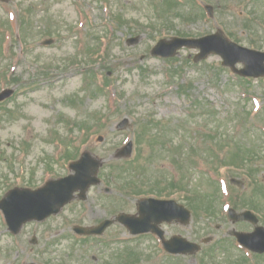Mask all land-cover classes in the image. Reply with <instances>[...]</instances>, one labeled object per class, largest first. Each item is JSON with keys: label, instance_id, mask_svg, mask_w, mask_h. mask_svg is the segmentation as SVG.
I'll list each match as a JSON object with an SVG mask.
<instances>
[{"label": "rangeland", "instance_id": "obj_1", "mask_svg": "<svg viewBox=\"0 0 264 264\" xmlns=\"http://www.w3.org/2000/svg\"><path fill=\"white\" fill-rule=\"evenodd\" d=\"M197 1L213 4L215 18L188 21L184 14L191 13V6L161 12L155 7L156 0L0 2V24H6L3 54L0 52V91L6 87L15 90L9 102L0 106V197L12 184L32 180L36 183L68 174V160L85 150L104 161L99 174L103 184L92 189L87 202L75 201L55 218L65 219V232L50 251L69 252L70 264H88L90 257L100 264H118L110 254L128 246L143 252L141 262L135 264H202L203 260L206 264H231L227 259H237L240 254L226 235L233 224L226 222L224 229L217 232L209 226V220L224 222L222 205L229 199L219 190L221 176L245 181L242 189L232 186L234 197L241 200L235 205L237 209L260 203L257 198L253 202L249 198L255 181L264 185V79L243 80L222 67L221 59L215 55L195 63L192 59L196 51L189 49L171 59L153 57L150 50L160 36L153 31L152 23L162 22L163 27L173 24L171 29H175L170 35L179 32L185 36L214 31L220 26L238 42L264 50V22L253 23V29L245 28L251 17L261 16L264 21V0L262 7L255 0ZM255 9L259 14H254ZM22 23L25 39L21 40ZM48 38L55 41L44 46L42 42ZM128 38L139 41L127 44ZM94 50L95 56L91 57ZM104 79L107 84L100 90L98 86ZM124 117L130 119L128 128L116 129ZM153 118L159 123L152 125L154 134L151 130L149 135L161 133L160 138L169 147L161 157L159 152L151 155L154 140L146 136L148 133L139 148L135 142L140 122L147 125ZM98 136L104 140L98 142ZM130 138L135 144L134 152L130 160H119L118 164L135 167L125 172L137 175L140 182L128 181L144 182V190L157 181H183L192 187L194 200L203 195L209 198L207 207L202 208L214 218L207 214L202 219L194 218L192 234L179 229L193 240L215 234L213 248L193 256H167L153 250L154 242L149 236L122 242L128 233L120 224L100 238L83 239L71 233L75 224L95 225L118 211L134 210L138 196L132 195L130 189L125 195L119 189L123 182L116 178L123 173L107 168ZM239 148L241 152L257 151L253 164L258 170L257 178H249L234 166H223L229 161L237 165ZM112 172V177L106 178ZM106 185L111 193L104 191ZM236 225L240 227L241 223ZM40 236V244L31 252H20L16 241L28 247L31 233L26 229L19 237L11 236L0 215V264L19 262L21 255L29 259L22 264L32 259L38 263L50 260L49 251L43 254L47 241ZM217 245L221 248L217 249ZM17 254L20 256L15 258ZM59 255V251L51 254L54 264H60ZM146 257L150 259L148 263ZM244 264H264V256L257 257L256 263Z\"/></svg>", "mask_w": 264, "mask_h": 264}, {"label": "water", "instance_id": "obj_2", "mask_svg": "<svg viewBox=\"0 0 264 264\" xmlns=\"http://www.w3.org/2000/svg\"><path fill=\"white\" fill-rule=\"evenodd\" d=\"M185 44L189 46L199 45L203 50L201 56H205L209 52H217L225 58L226 63L231 65L235 64L237 61H243L246 64V68L241 71L242 74L254 76L264 75L263 52L243 48L235 43L225 40L220 35L214 37L211 36L199 41L180 38H174L168 44L165 43V41H161L154 49L153 53L157 55L160 53L161 49H166L167 45H170L168 47V53L169 55H172L177 49ZM160 54L165 53L161 52ZM11 93V90H6L0 93V100L5 99ZM130 150L131 149H128L127 152H130ZM98 166L99 162L94 161L89 153H85L80 161L73 163L71 166L76 172L75 175H71L62 180L52 181L39 191H12L6 199L0 203V207L7 215V220L11 225V229L18 231L20 226L29 219H43L51 213H57L64 204L72 199L73 193L78 189L81 190L83 195L91 184L98 182L95 177ZM162 207L163 205L158 201H146V208H151L149 214H147L146 210L144 212L141 211V217L139 218L121 215L119 216V220L126 223L130 222L129 225L133 229L148 230L149 225H147V222L149 221H160L161 219L172 220L173 218L178 217V214L175 211L168 216L159 215V210ZM152 212H154V214ZM186 215L188 217L189 213L186 212ZM110 224L111 221L107 220L98 228L91 229L89 233H101Z\"/></svg>", "mask_w": 264, "mask_h": 264}, {"label": "flooded vegetation", "instance_id": "obj_3", "mask_svg": "<svg viewBox=\"0 0 264 264\" xmlns=\"http://www.w3.org/2000/svg\"><path fill=\"white\" fill-rule=\"evenodd\" d=\"M161 185H162V183H161ZM184 191H186V195H179L178 196L179 192H184ZM160 194L161 195L158 194L157 197L165 198V199L173 198V199H175L177 201H181V202L184 200V197H185L186 201H189L193 197V189L190 186L186 187L185 190L183 188L171 187V188L166 189L164 191H160ZM240 222H241V225H247L248 228H242L241 225H240V227H237L236 224H239ZM240 222L235 223L234 226H235L236 230L249 231V228L252 229V227L249 226L246 221H240ZM224 224H226V222L218 224L217 229H219V230L224 229ZM183 227L184 226H182L180 223H177V222L163 223L160 225V228L164 231L163 236H165L166 239H171L173 236H176L179 234L187 237V235L180 232V229ZM186 227L189 229L186 228L185 231H187L188 234H192L193 233V224H190ZM27 229H29L28 230L29 233L33 234V237H37V236H39V234H41V238L45 239L47 241L46 242V244H47L52 238L59 237L65 232V219H55L54 216H52L43 222H31V223H29L27 225ZM230 231H231L230 229H227L226 235L228 237H231L234 242H238V239L234 235L229 234ZM150 235H152L155 238L154 239L155 244L152 247L153 250H155L157 252H165V249L162 245V241L160 240V238L158 236H156L155 234H150ZM143 236L144 235H141V236H139V238L143 239L144 238ZM191 241H193V240H191ZM216 241H217L216 238H214V240L210 243L213 244ZM210 243L207 244V246L211 245ZM236 245L240 248L238 243ZM211 248H213V246ZM216 248L220 249L221 245H217ZM31 249H32V247H31ZM22 250L23 249H21V251Z\"/></svg>", "mask_w": 264, "mask_h": 264}]
</instances>
